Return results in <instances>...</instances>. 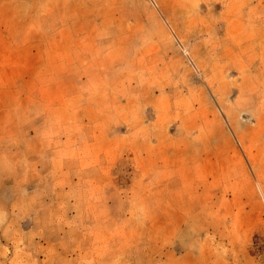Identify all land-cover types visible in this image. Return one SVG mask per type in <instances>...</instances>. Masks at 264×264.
Returning a JSON list of instances; mask_svg holds the SVG:
<instances>
[{
  "label": "rangeland",
  "instance_id": "1",
  "mask_svg": "<svg viewBox=\"0 0 264 264\" xmlns=\"http://www.w3.org/2000/svg\"><path fill=\"white\" fill-rule=\"evenodd\" d=\"M260 1L0 0V264H264Z\"/></svg>",
  "mask_w": 264,
  "mask_h": 264
},
{
  "label": "crops",
  "instance_id": "2",
  "mask_svg": "<svg viewBox=\"0 0 264 264\" xmlns=\"http://www.w3.org/2000/svg\"><path fill=\"white\" fill-rule=\"evenodd\" d=\"M255 6H257V9L259 10H264V4H263V1L261 0L258 4H256ZM263 6V7H262Z\"/></svg>",
  "mask_w": 264,
  "mask_h": 264
}]
</instances>
